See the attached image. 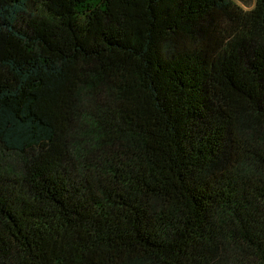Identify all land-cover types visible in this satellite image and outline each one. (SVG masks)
<instances>
[{
	"label": "trees",
	"instance_id": "trees-1",
	"mask_svg": "<svg viewBox=\"0 0 264 264\" xmlns=\"http://www.w3.org/2000/svg\"><path fill=\"white\" fill-rule=\"evenodd\" d=\"M0 264H264V0H0Z\"/></svg>",
	"mask_w": 264,
	"mask_h": 264
},
{
	"label": "rangeland",
	"instance_id": "rangeland-1",
	"mask_svg": "<svg viewBox=\"0 0 264 264\" xmlns=\"http://www.w3.org/2000/svg\"><path fill=\"white\" fill-rule=\"evenodd\" d=\"M246 1H250V2L252 3V5H253V1H254V0H246ZM239 5H240L244 10H248V9L251 8V6H246V5H243L242 3H239Z\"/></svg>",
	"mask_w": 264,
	"mask_h": 264
}]
</instances>
